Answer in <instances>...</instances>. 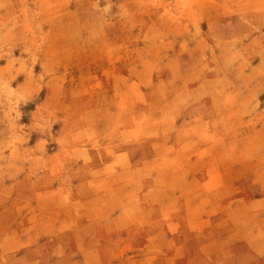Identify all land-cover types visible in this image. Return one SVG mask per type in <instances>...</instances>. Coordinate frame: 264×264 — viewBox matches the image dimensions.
I'll use <instances>...</instances> for the list:
<instances>
[{
    "label": "rangeland",
    "instance_id": "1",
    "mask_svg": "<svg viewBox=\"0 0 264 264\" xmlns=\"http://www.w3.org/2000/svg\"><path fill=\"white\" fill-rule=\"evenodd\" d=\"M0 264H264V0H0Z\"/></svg>",
    "mask_w": 264,
    "mask_h": 264
}]
</instances>
